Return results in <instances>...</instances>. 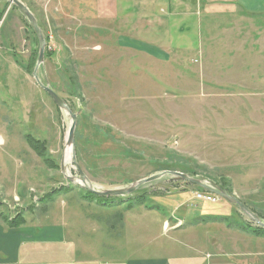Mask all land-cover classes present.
<instances>
[{"label":"rangeland","instance_id":"rangeland-1","mask_svg":"<svg viewBox=\"0 0 264 264\" xmlns=\"http://www.w3.org/2000/svg\"><path fill=\"white\" fill-rule=\"evenodd\" d=\"M20 1L35 16L45 40L37 75L76 114L75 158L95 188L127 187L163 171H177L234 195L264 221V143L256 141L249 151L219 143L221 132L230 133L236 126L246 129L251 124L263 135L257 125L264 118L224 117L225 110L240 111L236 95L243 91L242 80L210 79L205 73L204 21L129 25L94 18L82 28L73 21L66 29L57 6L47 3L51 0ZM209 28L264 31V22L215 20ZM162 34L173 43L159 45ZM123 37L153 49L139 51L122 42ZM37 56L38 41L28 20L14 4L0 0V170L9 172L10 183L2 190L13 183L10 191L17 194L14 201L10 194L3 197L9 202V208L0 203L4 213L21 216L30 210L36 217L48 216L47 222L65 217L69 223L76 217L84 240L102 251L113 247L119 255L130 249H166L172 232L162 229L163 218L167 230L175 225L183 231L198 227L196 219L204 225L205 214L222 213L228 215L224 219L229 226L216 221L198 228L213 226L209 235L217 239L207 249L213 256L207 264L218 259L264 264V236L244 228L258 225L236 205L174 174L124 196L99 198L88 196L78 179L67 178L79 176L71 155L64 160L71 119L36 84L32 71ZM26 135L44 143L48 162L28 145ZM199 193H210L212 200L197 198ZM223 251L238 258H223Z\"/></svg>","mask_w":264,"mask_h":264},{"label":"crops","instance_id":"crops-1","mask_svg":"<svg viewBox=\"0 0 264 264\" xmlns=\"http://www.w3.org/2000/svg\"><path fill=\"white\" fill-rule=\"evenodd\" d=\"M47 3L57 6L61 24L67 23L66 29L73 21L79 23V28H82L84 22L109 19L129 25L151 21H204V27H207L204 29L205 73L210 79L218 77L227 80L232 77L242 80L243 91L236 95L240 113L228 109L224 111V117L237 114L235 117L264 118V88H261L264 87V59L261 58V53H264V44L261 45L264 31L255 28L248 31L238 28H209L210 23L215 20L236 23L264 22V0H51ZM79 17L80 19L76 20ZM162 36L163 34L158 36L159 45L173 43L162 39ZM124 40L127 44L128 38L123 37L122 42ZM130 43L131 47L138 48L139 51L147 47L150 51L153 49V46L145 44L146 42L130 40L127 45L130 46ZM222 84L220 82V85ZM257 126L264 129V122ZM254 128V125L249 124L246 129L236 126L230 133L221 132L219 143L225 144L227 149L252 150L256 141L262 145L264 143V131L260 132L263 135L259 136V131ZM0 171V203L9 208L8 200L3 197L10 194L11 200L14 201L17 194L10 191L13 183L10 188L2 190L4 184L10 183L9 172L7 169ZM144 211L157 213L153 210ZM10 213H4L0 207V264H207L208 258L213 257L207 249L212 247L217 239L209 235V229H213V226L208 225L210 227L201 228L200 231L198 228L216 221L229 226L224 219L228 215L218 213L203 215L207 218L204 225L196 219L194 222H197L198 227L190 225L182 231L171 225L167 230V220L162 217V229L167 233L172 232L169 235L170 245H167L166 249L158 247L154 253H145L142 249L133 253L130 249L129 253L123 252L119 255L113 247L102 251L103 249L97 247V243L93 245L89 240H84L76 217L69 223L65 217L58 222H47L48 216L36 217L34 211L26 210L25 216L22 213L20 216L22 223L13 225L10 221L15 215ZM44 213L48 214L47 210ZM72 213L68 214L73 215ZM226 232V237H233L234 233ZM219 233L221 238L222 234ZM219 255L223 258H238L236 254L228 255L226 252ZM225 260L218 259L209 264H227L230 261ZM230 264L238 263L236 260Z\"/></svg>","mask_w":264,"mask_h":264},{"label":"water","instance_id":"water-1","mask_svg":"<svg viewBox=\"0 0 264 264\" xmlns=\"http://www.w3.org/2000/svg\"><path fill=\"white\" fill-rule=\"evenodd\" d=\"M10 3L14 4L26 17L28 20L29 24L31 25L35 36L38 41V56L36 59V63L34 66V69L32 71V76L35 79L36 84L43 89L55 102V104L61 109L64 110L71 119L70 126L67 131L66 139H65V145L71 148V158L72 162L77 166L78 170V177H69L66 175L67 178L70 180H76L78 179L80 181L79 185L83 187L85 190L89 191L90 193L96 195V196H124L127 194L132 193L135 191L139 186L148 183L150 181H153L157 178H160L166 174H174L177 176V178L183 179L185 181L191 182L207 191H210L216 195H218L220 198L224 199L228 203L236 205L251 221H253L255 224H257L259 227H262L264 229V221L261 220L255 213H253L245 204H243L238 198H236L234 195L228 194L225 190L221 188H216L212 185H209L205 183V181L197 179V178H192L184 173L177 172V171H163L158 174L151 175L146 178L139 179L135 181L134 183L130 184L127 187H120V188H111V189H106V190H100L98 188H95L94 185L86 175L83 173V171L79 168L76 158H75V143H74V131L76 127V114L73 113L67 104V102L59 95L57 94L52 88H50L47 84L43 83L38 75H37V69L38 66L42 63L43 61V56H44V45H45V40L44 36L42 34V31L40 27L37 24V21L35 19V16L31 13V11L28 9V7L21 2L20 0H8ZM61 169H63V165L61 163Z\"/></svg>","mask_w":264,"mask_h":264},{"label":"trees","instance_id":"trees-1","mask_svg":"<svg viewBox=\"0 0 264 264\" xmlns=\"http://www.w3.org/2000/svg\"><path fill=\"white\" fill-rule=\"evenodd\" d=\"M26 141H27V143H28V145L40 156V157H42L43 159H45L47 162L49 161L48 159H47V157H46V154H45V145H44V143L43 142H41L39 139H36V138H34L33 136H31V135H26ZM51 164V166H58V165H56V163H50ZM87 191V190H86ZM87 194H88V196H90V197H93V198H95V197H100V196H96V195H94V194H92V193H90L89 191H87ZM249 209L253 212V213H255L261 220L263 219L262 217H261V215L260 214H258L257 212H255L252 208H250L249 207ZM22 218L20 217V215L19 214H16L12 219H11V224H13V225H18V224H20V223H22ZM244 228H246L247 230H249V232L250 233H253V234H257V235H262V236H264V229L262 228V227H254V228H248V227H244Z\"/></svg>","mask_w":264,"mask_h":264},{"label":"built area","instance_id":"built-area-1","mask_svg":"<svg viewBox=\"0 0 264 264\" xmlns=\"http://www.w3.org/2000/svg\"><path fill=\"white\" fill-rule=\"evenodd\" d=\"M197 198H199V199H201V200H203V201H210V200H212V197H211V195H210V193H208V194H201V193H199V194H197V196H196Z\"/></svg>","mask_w":264,"mask_h":264},{"label":"bare ground","instance_id":"bare-ground-1","mask_svg":"<svg viewBox=\"0 0 264 264\" xmlns=\"http://www.w3.org/2000/svg\"><path fill=\"white\" fill-rule=\"evenodd\" d=\"M65 151H64V160L67 162L68 160H69V158H70V155H71V148L70 147H68V146H66L65 145ZM78 183H80V181H77Z\"/></svg>","mask_w":264,"mask_h":264}]
</instances>
